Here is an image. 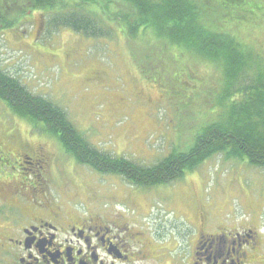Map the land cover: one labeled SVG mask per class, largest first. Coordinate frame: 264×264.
<instances>
[{"label": "rangeland", "instance_id": "374dc122", "mask_svg": "<svg viewBox=\"0 0 264 264\" xmlns=\"http://www.w3.org/2000/svg\"><path fill=\"white\" fill-rule=\"evenodd\" d=\"M218 1L228 8L216 11L224 25L249 52L263 57L264 9L246 12L241 4L230 5L232 0ZM255 1L264 7V0ZM98 2L118 20L119 30L137 19V8L122 0ZM6 15L8 21L18 16ZM47 20L46 13L28 8L9 28L1 26L0 62L8 74L65 112L88 148L98 154L146 167H161L170 154L176 159L189 154L200 126L213 120V103L200 100L199 93L218 84L222 73L214 64L178 45L172 50L166 42L156 45L151 35L133 40L115 31L113 40H86L69 30L50 32ZM40 127H32L0 101V149L7 158V166L0 167V195L17 197L0 200L3 221L26 219L16 215L19 205L28 220L37 209L60 210L80 220L130 224L129 235L145 246L149 244L142 233L150 240L157 225L169 222L181 225L183 264L192 261L195 224H247L256 232L263 228L264 240V170L247 158L211 155L167 178L165 185L139 188L76 161ZM23 154L31 157L32 165L25 164ZM129 235L123 233L125 249L134 245ZM134 248L131 251L139 254ZM260 253L263 257L250 261L264 264V241Z\"/></svg>", "mask_w": 264, "mask_h": 264}, {"label": "trees", "instance_id": "16d2710c", "mask_svg": "<svg viewBox=\"0 0 264 264\" xmlns=\"http://www.w3.org/2000/svg\"><path fill=\"white\" fill-rule=\"evenodd\" d=\"M98 1L0 0V31L5 30L2 25L9 28L23 10L31 8L34 12L46 13L50 32L69 30L86 40H113L115 31H123L124 36L133 40H138L140 35H151L153 37L149 38H154L156 45L166 42L171 50L178 45L181 51L211 62L222 74L216 87L199 94L200 100L213 103V120L200 126L201 131L189 154H181L178 159L170 154L161 167L137 166L106 153L98 154L88 148L87 141L68 121L65 112L31 93L2 68L1 62L0 101L32 127L41 126L43 133L54 135L76 161L100 175L110 173L123 178L131 186L151 188L165 185L167 178L171 179L185 168L191 170L211 155L220 153L229 159L247 158L252 166L264 170V56L249 52L232 29L224 25L226 23L216 13L217 9L227 11L224 2L122 0L131 8H137V19H133L134 24L130 27L119 30L118 20L108 16ZM258 3L255 0H232L230 5L241 4L248 9L246 12L263 10ZM11 12L18 16L8 21L6 13ZM224 18L228 19L227 16ZM235 18L245 19L244 16ZM90 161H100L101 165L98 167Z\"/></svg>", "mask_w": 264, "mask_h": 264}, {"label": "flooded vegetation", "instance_id": "af4514ba", "mask_svg": "<svg viewBox=\"0 0 264 264\" xmlns=\"http://www.w3.org/2000/svg\"><path fill=\"white\" fill-rule=\"evenodd\" d=\"M23 156L25 164L32 165L31 157ZM6 166V155L0 149V167ZM6 198L17 197L8 193L0 195V200ZM5 208L9 211V204ZM19 209L16 215L27 219L21 213V205ZM37 210L30 220L8 223L0 218V264H183L181 225L169 222L157 225L159 230L149 234L150 240L142 233L143 240L149 244L145 246L129 235L127 225L130 224L104 219L80 220L60 210ZM5 217L10 219L9 215ZM246 225L195 224L191 264H256L250 257H263L260 253L264 241L262 230L256 232ZM123 233L130 236L129 242L138 245L136 249L134 245L125 249L127 239ZM133 248L139 249V254L132 252Z\"/></svg>", "mask_w": 264, "mask_h": 264}]
</instances>
